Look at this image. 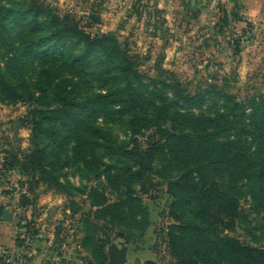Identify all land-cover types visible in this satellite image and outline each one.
Returning <instances> with one entry per match:
<instances>
[{"label": "trees", "instance_id": "1", "mask_svg": "<svg viewBox=\"0 0 264 264\" xmlns=\"http://www.w3.org/2000/svg\"><path fill=\"white\" fill-rule=\"evenodd\" d=\"M7 19L12 23L11 29L6 27ZM17 27L20 29L13 32ZM24 33L28 35L25 40ZM17 38L21 39L22 46L18 50L22 58L34 50L64 47L69 41L80 46L71 61L78 77H73L70 83H60L52 98L31 92L24 96L10 76L0 75L1 101H34L39 107L49 108L37 110L40 118L33 124L32 146L22 158V167L32 178L38 173L40 177L49 176L47 181L52 183L54 177L49 168L59 161V150L72 145V158L67 161L81 158L93 171L104 167L110 187L116 188L120 181L140 186L136 192L128 187L115 202H108L97 188L87 192L92 200L90 210L82 215L85 234L79 245L94 262L107 264L104 242L108 237L99 238L88 227H96L103 221V225L111 226H101L102 229H114L115 237L130 240L131 234L126 235L114 226L135 225L140 215L139 227L143 232L149 219L138 193L159 185L154 182V175L166 181L167 193L172 198L168 215L173 223L166 247L175 259L174 264H264V246L253 247L231 235L236 222L246 219L240 206L245 195L252 199L254 211L264 212V107L255 106L248 114L240 110L241 103L226 100L225 109L220 108L212 116L185 111L213 96L191 95L176 78L147 82L149 77L138 69L117 35L91 36L73 16L59 15L41 0H10L8 5L0 4V43ZM92 54L99 57L100 75L95 70L87 73L89 66L82 69ZM10 61L21 68L16 56ZM88 75L91 78H87ZM92 80L106 85V92H90ZM208 88L210 92L220 90L218 95H227L215 84ZM41 91L46 90L41 88ZM100 113L128 119L125 126L132 137V146L121 149L119 156L131 165L121 166L119 160L116 163L103 161L101 155L106 149L108 132L92 122L93 116ZM48 119L53 124L45 123ZM149 131L145 146L141 147L136 137ZM256 135L263 137L260 143H255L261 144L255 151L258 156L253 155L250 148L251 136ZM158 156L166 159L161 166L154 165ZM0 163V172L11 171L13 166L7 158H2ZM128 204H135L139 211L131 216V223L123 210ZM17 227L24 228L26 233L31 231L27 223L19 222ZM141 233L136 238H140ZM26 237L28 241H36L30 233ZM23 243L24 239L18 234L16 246L21 248ZM61 255L57 254L60 258ZM4 257L0 253V264H4ZM60 261L63 263L62 258ZM145 264L158 263L147 261Z\"/></svg>", "mask_w": 264, "mask_h": 264}, {"label": "rangeland", "instance_id": "2", "mask_svg": "<svg viewBox=\"0 0 264 264\" xmlns=\"http://www.w3.org/2000/svg\"><path fill=\"white\" fill-rule=\"evenodd\" d=\"M9 1L0 0V4L8 5ZM41 1L53 7L59 15L73 16L91 36L117 35L127 46L138 69L149 77L147 82L151 79L169 81L176 78L191 95L199 93L206 98L213 96L200 106L191 105L185 111L212 116L220 108L221 111L225 109L226 100L241 103L240 110L248 114L252 113L255 106L264 107V0H250L259 1V5L263 6L259 8L263 20L257 22L246 13L247 0ZM11 26L12 23L7 19L6 27L11 29ZM19 29L17 27L13 32ZM27 36L24 33V40ZM20 42L21 39L17 38L12 42L0 43V75L10 76L24 96L31 92L35 96L44 94L52 98L51 94L60 83H70L73 77H78L71 61L80 51L79 44L69 41L64 47L34 50L22 58L18 50L22 46ZM15 56L21 62L20 69L10 61ZM99 62L97 54L89 55L82 69L89 66L87 73L95 70L100 75ZM212 84L227 95H218L220 90L208 91ZM41 88L46 91L42 93ZM107 88L101 81L92 80L89 83L92 93H105ZM42 109L49 110L39 107L34 101L0 100V161L7 158L13 166L10 172H0V207L10 212L16 226L19 222L27 223L33 240H37L39 234L47 241V247L42 251L44 255L53 250L55 256L62 254L67 238L75 241V246L82 252L79 245L85 234L82 215L90 210L89 201L92 200L87 192L97 188L108 202H115L128 187L136 192L140 186L120 181L116 188L110 187L104 167L93 171L84 165L81 158L67 161L72 158V145L59 150V161L49 168L50 175L54 177L51 178L52 183L47 181L49 176L46 175L40 177L36 173L32 178L21 162L31 149L32 127L40 118L37 110ZM127 121L126 117L112 114L93 116L94 125L108 132L104 144L106 149L101 155L105 163L119 160L121 166L131 165L119 156L121 149L132 146V137L125 126ZM252 122H255V118H252ZM45 123L53 124V121L48 119ZM150 132L136 137L141 147L145 146L146 136ZM251 138L250 148L254 155L261 146L255 143H260L263 137L256 135ZM254 138L257 139L255 142ZM263 151L259 149V152ZM165 162L164 157L158 156L154 165L161 166ZM1 166L0 163V169ZM153 180L159 184L156 188L138 193L149 219V225L143 232L139 227L140 215H137L139 220L134 221L135 225L114 226L116 230L121 228L126 235L131 234L130 240L115 237L114 229H102L101 226H105L103 221H99L96 227L88 228L99 238L105 240L108 237L104 242L106 252L113 249L128 252L130 249L129 254H132L134 250L145 249L156 255L158 264H174L175 259L166 247L169 227L173 223L168 215L172 198L167 193V183L162 177L153 175ZM240 206L246 219L236 222L231 235L250 246L263 247L264 212L254 211L253 201L247 195L242 198ZM123 210L129 219L128 223H131L134 213L139 214L135 204L123 206ZM19 230L24 239L22 246L35 242L28 241L26 236L29 233L24 228ZM139 233L141 237L136 238ZM83 261L97 264L87 253Z\"/></svg>", "mask_w": 264, "mask_h": 264}, {"label": "crops", "instance_id": "3", "mask_svg": "<svg viewBox=\"0 0 264 264\" xmlns=\"http://www.w3.org/2000/svg\"><path fill=\"white\" fill-rule=\"evenodd\" d=\"M247 5V15L253 18L254 21H262L263 14H261L259 8L263 7L259 5V1H250ZM255 12L254 15L251 13ZM12 217V216H11ZM14 217L11 218L10 221L4 220L0 216V253L8 250L12 251L18 249L16 246V238L17 235L20 234L22 238V233L19 228L16 226V222H14ZM66 243L62 250L61 258L63 259V264H86L83 261V256L86 254L84 251L80 252V249L75 246L76 242L70 240V238L66 239ZM77 245V244H76ZM47 247V241L44 238H41L38 234V240H36L33 244H31V249L34 254L31 258L25 259L21 264H50V262L46 259V255L42 251ZM49 254V253H48ZM107 264L109 260V254L107 252ZM138 257V260L135 261V258ZM156 255L151 253L149 250L139 249L132 251V254L127 255L125 257V264H145L147 261H156ZM126 259H128V263H126Z\"/></svg>", "mask_w": 264, "mask_h": 264}, {"label": "built area", "instance_id": "4", "mask_svg": "<svg viewBox=\"0 0 264 264\" xmlns=\"http://www.w3.org/2000/svg\"><path fill=\"white\" fill-rule=\"evenodd\" d=\"M1 253L5 256L4 264H21L25 259L31 258L34 254L31 249V244L12 251H3ZM46 259L50 261V264H63L53 252L47 254Z\"/></svg>", "mask_w": 264, "mask_h": 264}, {"label": "water", "instance_id": "5", "mask_svg": "<svg viewBox=\"0 0 264 264\" xmlns=\"http://www.w3.org/2000/svg\"><path fill=\"white\" fill-rule=\"evenodd\" d=\"M0 216L2 219L8 220V221H10L12 218L10 215V212L8 210H1ZM130 252H131L130 249L128 252H126V251L119 252L116 249L109 250L108 254H109L110 258H109L108 262L110 264H125V257L127 255H130L129 254ZM135 264H138V262H135Z\"/></svg>", "mask_w": 264, "mask_h": 264}, {"label": "clouds", "instance_id": "6", "mask_svg": "<svg viewBox=\"0 0 264 264\" xmlns=\"http://www.w3.org/2000/svg\"><path fill=\"white\" fill-rule=\"evenodd\" d=\"M252 15H254L255 14V12H253V13H251Z\"/></svg>", "mask_w": 264, "mask_h": 264}]
</instances>
